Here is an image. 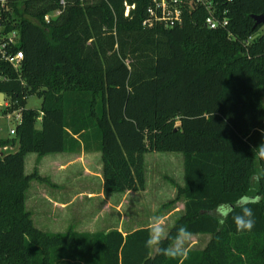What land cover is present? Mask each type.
<instances>
[{"label":"trees","instance_id":"16d2710c","mask_svg":"<svg viewBox=\"0 0 264 264\" xmlns=\"http://www.w3.org/2000/svg\"><path fill=\"white\" fill-rule=\"evenodd\" d=\"M60 1L0 0L1 34L16 31L24 54L18 70L0 57V93L24 107L15 136L0 139V148L18 144L0 150V264H264V22L253 18L264 0H218L228 18L218 29L198 5L180 25L147 27L150 0ZM32 94L39 110L26 107ZM82 149L101 152L103 189L115 193L145 189L146 153H182L184 212L160 247L181 225L210 235L207 245L170 259L145 247L148 226L36 227L26 198L43 178L25 173L26 155ZM241 197L252 231L216 211L226 203L239 213Z\"/></svg>","mask_w":264,"mask_h":264},{"label":"rangeland","instance_id":"374dc122","mask_svg":"<svg viewBox=\"0 0 264 264\" xmlns=\"http://www.w3.org/2000/svg\"><path fill=\"white\" fill-rule=\"evenodd\" d=\"M264 27L260 30L263 31ZM2 102V101H1ZM42 98L38 94L28 95L26 107L39 110ZM41 118V117H40ZM40 127V121L37 122ZM15 146H3L2 152H13ZM59 153H49L38 158L37 153H28L25 158V173L38 172L43 180H33L27 191L26 208L34 214L36 225L49 232L54 231L51 225L52 209L48 205L46 196L55 193L53 182L58 179L53 172L52 160ZM93 167L98 163L95 158L90 161ZM146 186L139 191L125 193L111 192L108 196L109 205L102 207L99 201L86 202L82 199L76 201L71 209L73 228L79 232H94L109 228H120L123 231L149 226L152 217L159 216L164 220L165 231L168 234L177 218L184 212V198L178 196V185L184 183V161L180 152H148L145 154ZM74 183L76 188L81 187L80 178ZM92 186L98 187L95 180ZM98 200V199H97ZM68 216L67 218H69ZM91 220V222H90ZM210 235L191 236L186 245L187 249H202ZM154 254L157 248H151Z\"/></svg>","mask_w":264,"mask_h":264},{"label":"built area","instance_id":"2783aa9c","mask_svg":"<svg viewBox=\"0 0 264 264\" xmlns=\"http://www.w3.org/2000/svg\"><path fill=\"white\" fill-rule=\"evenodd\" d=\"M4 0H1L3 2ZM65 5V1H60ZM218 0H150L146 9V17L143 24L147 27L155 25H164L165 27H174L183 22V14L186 9L192 6H201L207 10V16L204 24L210 29L224 28L228 24V18L220 15L218 11ZM131 7L134 5H126L125 15L129 14ZM61 9H56L45 15V20L58 16ZM225 13V11H223ZM252 39V37H251ZM19 35L16 31L3 35L0 31V57L10 63L15 69H19L24 58L23 51L16 49ZM17 101L12 102L4 95V100L0 101V139L13 138L16 134L17 126L22 121L23 106H16Z\"/></svg>","mask_w":264,"mask_h":264},{"label":"crops","instance_id":"0c3cea01","mask_svg":"<svg viewBox=\"0 0 264 264\" xmlns=\"http://www.w3.org/2000/svg\"><path fill=\"white\" fill-rule=\"evenodd\" d=\"M58 153L59 154L57 158H53L52 160L53 172L57 173L56 176L58 178L53 182L55 188L54 190H56V192L52 193L51 197L49 195L45 197V199L48 201L49 207H51L52 209L51 225L53 228H59L53 229L54 231L52 232L54 233L65 232L69 228H71V226H73L71 220L72 216L70 215V209L76 201H78L79 199H82L86 202H92L95 200L99 201V204H101L102 207H107L109 205L108 196L111 194V192H105L103 189L101 152L97 150L85 151L84 149H82L76 152L67 151ZM94 158L98 161L95 167H93L90 163V161ZM77 177L80 178V188H76V186H74V183L77 182ZM93 180L96 181L98 187L96 186L94 188L92 186ZM68 216L70 217L67 218ZM32 218L34 221L33 213ZM34 224L36 225L35 221ZM36 227L38 226L36 225ZM111 229H117L123 234H126L127 232L133 231L137 228L132 229L130 231H123L120 228H109L105 231H97L107 232ZM199 235L205 234H192V236ZM151 255H153L152 250Z\"/></svg>","mask_w":264,"mask_h":264},{"label":"clouds","instance_id":"9594fccd","mask_svg":"<svg viewBox=\"0 0 264 264\" xmlns=\"http://www.w3.org/2000/svg\"><path fill=\"white\" fill-rule=\"evenodd\" d=\"M257 148L259 150V155L264 157V143H261ZM238 207L240 208V212L234 215L235 209L226 203L218 205L216 211L223 219L232 215L237 231H252L256 224L255 214L253 209L249 206L246 197H241L238 200ZM221 222H223V220ZM148 233L145 247L150 249L154 247L158 248L161 255L170 259L187 256L188 249L186 245L190 241L192 233L186 226L181 225L176 230V235L168 247H160L168 238L162 217L155 216L151 218Z\"/></svg>","mask_w":264,"mask_h":264},{"label":"water","instance_id":"95a60500","mask_svg":"<svg viewBox=\"0 0 264 264\" xmlns=\"http://www.w3.org/2000/svg\"><path fill=\"white\" fill-rule=\"evenodd\" d=\"M253 18L256 21V24L263 23L264 22V15H253ZM4 100V93H0V101Z\"/></svg>","mask_w":264,"mask_h":264}]
</instances>
